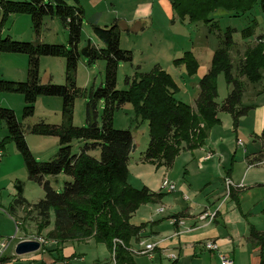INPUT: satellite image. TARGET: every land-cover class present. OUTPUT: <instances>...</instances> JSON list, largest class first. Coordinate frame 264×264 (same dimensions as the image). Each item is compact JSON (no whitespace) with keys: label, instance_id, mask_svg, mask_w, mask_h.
Returning <instances> with one entry per match:
<instances>
[{"label":"trees","instance_id":"1","mask_svg":"<svg viewBox=\"0 0 264 264\" xmlns=\"http://www.w3.org/2000/svg\"><path fill=\"white\" fill-rule=\"evenodd\" d=\"M179 16H188L190 22H199L214 32L218 44L211 57L206 73L198 80V94L194 105L185 103L174 94L178 89L171 75L155 64L147 72L135 71L126 75L123 90L116 88L117 68L120 62L132 61V54L119 46V32L116 23L100 26L90 19L93 33L104 47L94 49L90 45L89 61L102 58L105 61L104 85L91 93L86 104L85 124L77 127L71 121L73 99L78 93L70 73L76 68L80 55L78 44L81 38L83 12L66 4L63 0H0V31L10 14H28L33 31L37 34L45 16L57 17L68 31V46L42 42L16 41L0 35V54L3 52L23 53L27 56L26 80L9 81L0 78V91L22 94L25 102L24 117L33 113V103L40 95L60 96L63 99V114H67V125L37 124L29 127L31 133L53 135L58 138L59 147L48 161H38L31 154L24 139L23 125L17 121L14 111L0 107V120L5 122L7 135L0 139V147L13 141L21 153L27 170V177L41 186L43 196L33 204L23 197V183L16 180L14 195L7 213L14 206L24 205L38 217V231L52 228L45 233L50 240L63 243L68 240H83L92 237L104 243L115 264H136L134 256L139 248L129 245L145 224L135 226L129 220L143 203L159 202L162 192H155L146 186L133 187L127 180L128 162L132 150L133 136L128 129L113 127V114L124 103H131L135 119L147 123L148 141L142 160L169 167L183 150L202 146L212 125L218 124V113L231 116L232 125L237 127L239 118L254 107L243 104L242 96L248 83L254 84L263 78L264 32L247 44L238 63L234 66L230 50L235 44L234 27L227 26L222 32L212 12L222 9L231 16L242 17L256 7L264 14V0H170ZM258 26L255 16L240 30L242 39L254 35ZM62 56L66 59V84L56 85L39 82V57ZM190 51L174 59L175 65H183L185 74H195L198 63ZM139 69V66H137ZM235 71V74L233 73ZM222 73L228 86L226 96L217 101V76ZM102 101L103 110L100 124L97 121L96 104ZM262 142L260 155H264V127L259 135ZM83 142L78 153L71 150V142ZM95 154H94V153ZM63 173L68 180L60 190L54 189L49 176ZM233 189L230 190L232 195ZM120 242L115 241V239ZM253 244L264 245V232L249 229ZM4 258H0V261ZM260 264H264L261 255Z\"/></svg>","mask_w":264,"mask_h":264},{"label":"crops","instance_id":"2","mask_svg":"<svg viewBox=\"0 0 264 264\" xmlns=\"http://www.w3.org/2000/svg\"><path fill=\"white\" fill-rule=\"evenodd\" d=\"M63 1L70 6L81 8L83 12L81 34L85 23H89L90 19L100 26L116 23L119 32L137 34L142 30L156 27L154 17L156 10L169 18L172 16L170 0ZM8 16V20L12 19L13 25L19 20L25 23L27 20V14L15 15L13 18L12 15ZM172 22L170 20V23ZM1 32L2 29L0 35L3 37ZM10 38L13 39L12 36ZM209 66L199 65L195 74L186 75L194 91L191 96L193 100L187 102L192 106L198 94V80ZM181 71L185 74L183 65H174V69H166L165 72L171 75L177 88L185 92L188 89L187 85L185 83L181 85L177 81ZM249 88L250 92L245 98L244 94ZM244 94L241 97L242 103L253 104L254 110L251 109L240 117L236 128L233 127L228 113L224 116L221 115L222 112L218 113L219 119L225 120V117H230L232 125L230 131L217 135L212 126L202 146L181 151L169 167L143 161L142 156L131 159V155L139 147L135 141L132 142L135 149L131 150L128 162V182L135 188L146 186L156 193H163L159 202L141 204L129 220L130 224L135 226L145 224L140 233L130 240L131 248H140L141 242L154 243L153 254L150 257L144 254L134 256L136 264H221L219 253L227 256L232 261L231 264H260L261 255H264V245L253 244L249 239V229L252 226L264 232V155H260L262 142L259 138L264 127V71L263 78L247 86ZM243 137H246L247 143ZM237 140H240L241 144ZM146 145L147 143L142 147V151ZM208 152L211 156L204 158ZM3 165L1 160L0 177L6 170ZM60 174L52 177L56 179ZM163 177H167L175 184L174 191L168 192L160 188ZM226 177L235 185L242 184L241 188L232 190V195L227 194L224 187ZM12 192L4 203L0 199V212H6L16 190ZM23 197L30 204L35 202L28 200L24 189ZM159 208L162 210H158ZM28 210L30 208L24 205H16L11 213H7L14 223V232L8 236L0 234V239L15 235V231H20V234L18 237L15 236V240L0 256L4 258L0 264H115L106 245L96 242L92 237L63 243L48 239L47 243L36 251L23 255L16 254L14 250L17 242L30 236L26 234L28 230L24 229L23 219ZM202 212L214 213V218L201 220L199 216ZM52 221L51 217V223L46 230L31 236L45 237V233L52 228ZM205 240L216 242L218 249L216 251L205 249L203 246ZM89 253H93L91 258Z\"/></svg>","mask_w":264,"mask_h":264},{"label":"rangeland","instance_id":"3","mask_svg":"<svg viewBox=\"0 0 264 264\" xmlns=\"http://www.w3.org/2000/svg\"><path fill=\"white\" fill-rule=\"evenodd\" d=\"M12 1H30V0H12ZM156 4V3H155ZM157 5V4H156ZM155 5V6H156ZM157 7V6H156ZM172 16L169 18L163 12L156 10L154 17L156 20V27L149 28L140 31L137 34H127L125 31L119 32V46L121 49L128 50L132 54V61L120 62L117 68L116 76V88L123 90L126 88L124 84V78L126 75H131L135 71L147 72L153 65L159 64L165 71L174 69V59L181 57L184 52L190 51L196 59L198 66L210 65L211 57L215 51L218 38L214 32L207 31V26L203 21L190 22L188 16H179L178 12L171 8ZM11 18L18 14H10ZM26 16V15H25ZM255 16L258 20V26L255 29L253 36L242 39L240 30L250 23L251 17ZM1 17V15H0ZM9 17V16H8ZM212 17L218 21L220 30L223 32L227 26L236 28L233 33L235 44L230 50V56L234 66L238 63L239 58L247 46L255 42L256 37L264 32V15L258 8L252 10L250 13L245 14L242 17L231 16L228 12L217 9L212 12ZM173 21L170 23V20ZM53 20V21H52ZM89 22V20H88ZM30 16L27 14L26 23L19 20L16 24H12V19L8 18L1 26L2 35H11L13 39L22 38L26 42H42L49 44H62L68 46V31L65 26L61 24L57 17L45 16L39 32L36 34L33 31ZM4 31V32H3ZM22 32V33H21ZM10 36V37H11ZM16 37V38H15ZM90 40L91 47L94 49L103 48V43L95 36L89 23H85L84 30H82L80 38V46L78 44L79 52L83 48L84 41ZM139 66V69H137ZM105 61L102 58H94L89 61V56L85 57L82 54L79 55L76 68L70 73V77L74 82L75 87L78 89V93L73 99L71 107V121L73 126H83L85 124L86 117V104L90 99L91 93L104 85L105 74ZM27 56L23 53H10L3 52L0 54V78L9 81L24 82L27 78ZM66 59L62 56H46L39 57V82L42 84L52 83L56 85L66 84ZM181 73L177 81L182 85L185 83L187 91L183 89H177L174 94L175 97L184 102H191L193 98V89L186 74ZM235 74V71L233 70ZM242 81L247 86L250 83L242 77ZM251 88V87H250ZM250 88L245 95L250 92ZM228 91V86L225 82L222 73L217 76V101L220 102ZM245 91V90H244ZM102 101L97 102L96 112L97 121L100 124L101 115L103 110ZM25 106L24 98L22 94L16 92H3L0 91V107L8 108L14 111L16 119L23 125L24 139L31 154L38 161L50 160L58 150L59 142L58 138L53 135H43L38 133H31L29 127L37 124H50V125H67L66 114H63V99L60 96H45L40 95L33 103V113L29 117H24L23 108ZM253 109V108H252ZM251 110V109H250ZM254 110V109H253ZM252 112V111H251ZM226 115V113H221ZM226 119H220L221 123L212 125L217 135L229 132L232 128L230 117ZM113 127L116 129H128L133 133L135 144L139 145L138 149L131 155V159L138 158L143 155L142 147L147 143V123L139 122L135 119L134 110L132 104L124 103L113 114ZM244 133L243 131H241ZM7 129L5 122L0 120V137L6 135ZM245 140L246 137H243ZM247 143V140H245ZM83 142L80 140H73L71 142V150L73 153H78ZM3 150V166L6 168L5 172L0 177V194L1 200L4 203L5 200L10 198L12 191H15V181L20 180L23 183V189L25 196L29 201H37L43 196V190L40 185L30 181L27 177V170L24 165V161L21 153L17 150L13 141H8L4 144ZM94 153V152H93ZM95 154V153H94ZM51 185L56 190L62 188L63 182L68 180L69 177L61 173L59 176L53 178L49 176ZM224 187L225 183H224ZM4 205V204H3ZM24 219V229L28 232L27 235L38 234V217L34 211H27ZM14 223L10 219L6 212H0V234L7 235L14 232ZM46 230L43 228L39 234ZM20 231H15V236L18 237ZM93 253H89V258Z\"/></svg>","mask_w":264,"mask_h":264},{"label":"built area","instance_id":"4","mask_svg":"<svg viewBox=\"0 0 264 264\" xmlns=\"http://www.w3.org/2000/svg\"><path fill=\"white\" fill-rule=\"evenodd\" d=\"M238 143L241 144L240 140H237ZM211 156V153H207L206 156L204 158H208ZM3 157V150L0 147V162L2 160ZM224 183H225V188H226V192L227 194L230 193L231 189H238L242 187V184H233V182L230 180V178L226 177L224 178ZM160 188L164 189L168 192L174 191L175 190V184L173 182H170L167 177H163L160 183ZM158 210H162V208H159ZM199 218L205 219V218H209L210 220L214 218V213H209V212H202V214H200ZM178 222H180V220L178 219ZM15 235L10 236L9 238H4V239H0V256L5 252V250L7 249V247L9 246L10 243H12L15 240ZM25 240H35L39 243V247H41L42 245L46 244L48 239L43 237V236H29L28 238H26ZM115 241L120 242V240L115 239ZM203 246L205 247V249L211 250V251H216L218 249V245L216 244V242H214L213 240H205L203 242ZM154 250V243H145V242H141L140 243V248L137 249L135 252L137 254H144L147 255L148 257H150L153 254ZM219 258H220V262L221 264H231L232 261L225 255L219 253Z\"/></svg>","mask_w":264,"mask_h":264},{"label":"water","instance_id":"5","mask_svg":"<svg viewBox=\"0 0 264 264\" xmlns=\"http://www.w3.org/2000/svg\"><path fill=\"white\" fill-rule=\"evenodd\" d=\"M80 54L88 57L90 54V40H86V44L81 48ZM135 149V144H132V151ZM39 249V243L35 240H21L17 242L14 252L16 254H24L28 252H33Z\"/></svg>","mask_w":264,"mask_h":264}]
</instances>
